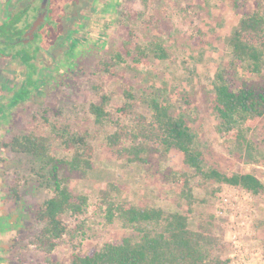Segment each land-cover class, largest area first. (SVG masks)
<instances>
[{"label":"rangeland","instance_id":"374dc122","mask_svg":"<svg viewBox=\"0 0 264 264\" xmlns=\"http://www.w3.org/2000/svg\"><path fill=\"white\" fill-rule=\"evenodd\" d=\"M255 1L51 0V22L35 39L13 45L7 35L1 36L0 41L8 43L3 46L9 48L0 49V56L10 57L0 59V264H69L75 251L84 253L131 233L119 221L104 226L92 211L80 218L65 215L69 228L76 231L88 219L82 228L85 236L80 231L78 236L66 234L52 254L54 262L49 261L32 241L42 227L35 210L51 192L38 176L40 160L6 145L17 134L50 136L53 150L62 157L70 152L62 143V129L86 133L96 150L94 168L87 179L72 180L75 192L96 195L98 187L115 182L122 188V201L186 212L178 205L174 186L166 181L173 172L193 174L182 154L153 152L148 162L129 164L106 144V134L117 125L98 124L90 112V104L107 94L111 97L107 109L130 130L134 114L117 111L126 101L128 85L137 95L136 110L145 115L149 111L144 89L152 84L168 86L174 111L193 124L206 165L227 173L251 172L264 183V149L251 150L223 137L211 104L217 71L230 68V35L239 18L255 9ZM17 2L0 0V9L4 3L13 6L17 26L26 34L25 28L37 16L32 7L38 0ZM52 39L60 42L56 49ZM155 42L163 44L169 57L157 58L149 50L148 56H142L136 49ZM70 46L74 51L67 56ZM41 71L42 85L29 84L30 96L11 107L12 95L22 82L30 75L40 79ZM229 72L236 85L255 79L239 66ZM251 135L259 139V134ZM192 184L199 199L190 214L192 228L202 225L220 238L219 249L228 264H264V192L256 195L240 186L204 182L199 176H193Z\"/></svg>","mask_w":264,"mask_h":264},{"label":"trees","instance_id":"16d2710c","mask_svg":"<svg viewBox=\"0 0 264 264\" xmlns=\"http://www.w3.org/2000/svg\"><path fill=\"white\" fill-rule=\"evenodd\" d=\"M254 5L252 12L244 13L239 18L228 45L232 56L229 67L234 69L239 66L244 72L254 75L255 79L244 80L236 85L230 77V68L219 69L211 102L212 110L220 119L218 130L221 135L251 150L259 147L264 149V0H256ZM16 16L14 12L9 20L1 24V30L5 31L1 35L7 32L8 40L11 41L24 33L16 24ZM12 27H15L14 31H11ZM58 41L51 40L54 49L60 46ZM0 42V49L4 51L9 48L8 45L3 46L7 42ZM10 43L16 45L20 42ZM136 49L142 56H148L150 51L160 59L169 57L160 42L145 47L137 46ZM73 51L70 46L66 49V55L72 56ZM4 56L9 55H1L0 58ZM120 58L121 55H117L118 61H121ZM43 74L42 71L39 73L38 80L32 79L31 75L25 79L12 95L10 106L18 105L30 96L33 88H39ZM31 83L34 84L33 88L29 86ZM144 90L149 115L136 110L137 95L131 85L124 90L125 103L117 108L123 114H134L135 124L130 130L121 126L118 118H114V113L107 109L111 101L107 94H102L98 102L90 104V112L98 124L117 125L113 132L106 134V144L129 164L146 163L153 152L178 150L182 154L184 164L193 170V174L173 172L166 175V181L174 186L179 197L178 205L180 208L186 207V212L122 201L119 199L122 188L115 182L98 187L96 195L88 190L75 192L72 180L87 179L94 168L96 150L86 133L62 129V143L70 150L62 157L53 150L50 136L33 132L17 134L6 145L14 152L30 154L40 160L38 176L41 184L51 192L35 210V218L42 227L32 241L47 254L49 261L54 262L52 254L66 234L78 236L80 231L81 236H85L82 228L87 218L78 225L81 230L76 231L69 228L64 216L80 218L92 211L104 226L119 221L131 233L101 246H94L84 253L75 251L69 264L229 263L219 249L222 244L220 238L205 231L202 225L198 229L191 226L190 214L199 202L194 194L192 178L199 176L204 182L240 186L256 195L264 192V183L251 172L227 173L216 167H208L192 122L185 115L174 111V105L168 97V86L152 84L151 88ZM251 134H259V139L256 140ZM124 139H129V143ZM14 193L19 194L17 189H14Z\"/></svg>","mask_w":264,"mask_h":264},{"label":"flooded vegetation","instance_id":"af4514ba","mask_svg":"<svg viewBox=\"0 0 264 264\" xmlns=\"http://www.w3.org/2000/svg\"><path fill=\"white\" fill-rule=\"evenodd\" d=\"M9 1V0H8ZM20 0H18V2H19ZM7 2V1H6ZM17 2V3H18ZM16 3V2H15ZM50 4H51V0H50ZM50 4H49V18H48V20L47 21H45L40 27H39V29L37 30V33L35 34V36L32 38V39H35L36 37H37V35L39 34V32H40V30H43V28H44V26L43 25H45L46 23H48L49 21H50V19H51V11H50ZM41 5H42V0H38V4L36 3L35 4V6L34 7H32L35 11H36V13H37V16L35 17V20L33 21V22H31V25H30V27L27 29V31L33 26V24L37 21V19H38V16H39V14H40V10H41ZM11 7H13V6H9V5H6V3H4L3 4V7H1V9H0V38H1V36L2 35H7L8 33L6 32V33H4V34H2L1 35V33L2 32H5L4 30H1V24H2V22L4 21V20H9V17H10V15L11 14H13L14 12H13V8H11ZM31 7V3L28 5V8H30ZM17 23H19V22H16V24ZM43 26V27H42ZM8 28V27H7ZM27 31H26V33H27ZM25 34V33H24ZM23 37H21V38H18V39H16V37L13 39V43H17V40L19 41L20 39H22ZM4 42H6V40L4 39ZM1 43V42H0ZM8 57H10V56H4V59H6V58H8ZM12 57V56H11ZM0 59H2V58H0Z\"/></svg>","mask_w":264,"mask_h":264},{"label":"water","instance_id":"95a60500","mask_svg":"<svg viewBox=\"0 0 264 264\" xmlns=\"http://www.w3.org/2000/svg\"><path fill=\"white\" fill-rule=\"evenodd\" d=\"M49 4H50V0H42L41 10H40V14L38 16L37 21L27 31V33L23 36V38L19 40L20 42L28 41V40L32 39L35 36V34L37 33V30L39 29V27L45 21L48 20V18H49Z\"/></svg>","mask_w":264,"mask_h":264}]
</instances>
